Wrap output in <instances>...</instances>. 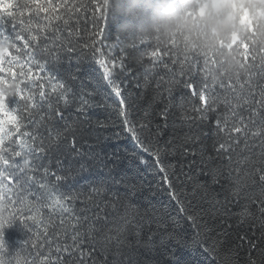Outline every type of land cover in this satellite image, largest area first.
<instances>
[{
	"label": "snow or ice",
	"instance_id": "6c2138e0",
	"mask_svg": "<svg viewBox=\"0 0 264 264\" xmlns=\"http://www.w3.org/2000/svg\"><path fill=\"white\" fill-rule=\"evenodd\" d=\"M64 6L54 5L53 0H0V264H6L5 253L13 254L5 243L4 230L23 220L32 221L25 225L32 232L24 241L28 245L25 264H140L138 250L155 244L153 236L157 234L181 247L205 245L208 254L215 253V246L208 245L202 232L191 242L179 232H154L151 224L162 225V221L141 213L133 203L139 186L118 177L115 161L101 158L91 147L82 151L79 133L82 125L90 122L93 92L83 82L76 86L79 77L71 68L61 74L49 66L79 60L73 56L76 49L62 38L60 25L54 23L62 18L57 8ZM63 23L67 25L68 20ZM118 23H114L116 29ZM95 43L85 46L117 98L113 108L122 130L152 158L153 170L170 198L180 204L184 219L195 225L200 213L184 205L174 181L190 185V195L208 204L204 211L214 216L238 215L242 223L258 225L264 234V50L250 54L252 62L244 63L234 80L229 77L227 83L219 82L223 92L215 90L217 79L212 77L209 82L207 72L198 91L183 82L200 104L182 98L180 119L190 130L183 136V144L162 147L153 143V137L158 141L163 134L162 126L153 128L147 112L141 119L132 116V105L116 71H128L124 59L111 58L114 47L106 58L101 48L93 47ZM244 47L247 50L248 46ZM150 55L159 59L156 50ZM164 55L171 57V64L159 59L161 66L172 71V65L179 64L181 76L202 58L195 53H186L183 59L175 52L165 51ZM157 59L150 69L155 70ZM162 80L163 76L156 81L157 89ZM166 83L165 91L171 97V85L182 82L173 77ZM72 108L78 114L75 120L68 115ZM212 114V148L219 164L213 165L209 175L220 191L209 197L207 184L190 173H183L181 179L176 166L166 164L163 157L169 150L195 157V149L185 147L200 142L199 132L192 128L199 121H211ZM161 116L163 127H167V110ZM96 125L107 126L99 120ZM53 153L64 157L57 156L55 167L49 160ZM76 178L87 183L80 187L69 183ZM232 202L239 206L236 213L228 207ZM146 227L149 235L143 240Z\"/></svg>",
	"mask_w": 264,
	"mask_h": 264
},
{
	"label": "trees",
	"instance_id": "16d2710c",
	"mask_svg": "<svg viewBox=\"0 0 264 264\" xmlns=\"http://www.w3.org/2000/svg\"><path fill=\"white\" fill-rule=\"evenodd\" d=\"M53 4L65 5L57 8V14L62 18L54 23L60 25L62 38L76 49L73 56H78L79 60L49 66L61 74L71 68L79 77L76 86L83 82L86 89L93 92V106L88 114L90 122L83 124L79 133L82 151L88 152L91 147L101 158L115 161L118 177L139 186L132 197L133 203L141 213L162 221V225L151 224L154 232L157 229L160 233L179 232L189 242L202 232L208 237V245L216 248L210 255L205 245L181 247L157 234L153 236L155 244L138 250L140 264H264V234L258 225L250 227L235 214L214 216L210 211H204L208 204L190 195L191 186L174 181L176 194L184 205L190 211L195 209L200 213L195 225L184 219L180 204L170 198L160 176L153 170L152 158L122 130L113 108L117 98L103 79V70L93 62L90 48L85 46L95 40L93 47L101 48L106 58L109 48L114 47L111 58L118 60L122 57L128 69L126 72L116 71L119 72L117 78L123 82L124 96L132 105L133 118L141 119L147 112L152 127L161 125L163 128V134L158 141L153 137V143L178 147L190 130L189 125L180 119L182 98L200 104L198 97L192 95V89L184 87L183 82L192 84L198 91L207 72L209 82L212 77L217 79L215 90L223 92L219 82L227 83L229 77L234 80L242 65L252 62L250 54L264 50V0H53ZM27 15L25 13V18ZM65 19L67 25L63 23ZM117 21L116 29L114 23ZM101 29L102 34L97 35ZM153 50L158 52L159 59L169 64L171 57L165 56V51L175 52L180 59L186 53H195L202 58L198 65L185 68V74L181 76L179 64L172 65V71L166 70L159 59L151 57ZM154 59H157V65L152 70L148 66ZM203 59L208 61L207 65ZM254 71H258V66ZM161 76L164 80L157 89L156 81ZM173 77L182 83L171 85L169 97L165 91L169 87L166 81ZM158 92L161 94L157 95ZM165 110L167 127H163L165 119L161 116ZM68 115L75 120L78 114L72 108ZM212 116L211 121H199L192 128L193 132H199L200 142L185 147L194 148L195 157L171 150L163 157L166 164L176 166L181 179L183 173H190L201 184H207L209 197L220 191L209 175L213 165L219 164L212 148L215 114ZM97 120L107 126L98 127ZM57 156L64 159L60 153L49 155L53 167ZM140 157L148 163H141ZM69 183L80 187L87 181L76 178ZM223 195L221 193V200ZM228 207L233 213L239 211L235 202ZM26 224L32 225V221H17L4 230L5 243L9 251H13L12 255L5 253L6 264L9 261L11 264H25L28 245L24 241L32 235ZM148 235L146 227L142 239L147 240Z\"/></svg>",
	"mask_w": 264,
	"mask_h": 264
}]
</instances>
